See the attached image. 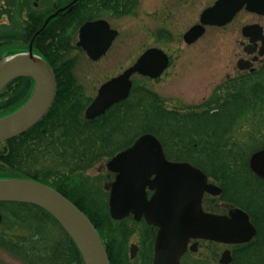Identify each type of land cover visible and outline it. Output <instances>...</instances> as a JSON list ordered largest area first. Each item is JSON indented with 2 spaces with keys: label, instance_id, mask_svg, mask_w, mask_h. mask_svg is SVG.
Masks as SVG:
<instances>
[{
  "label": "flooded vegetation",
  "instance_id": "1",
  "mask_svg": "<svg viewBox=\"0 0 264 264\" xmlns=\"http://www.w3.org/2000/svg\"><path fill=\"white\" fill-rule=\"evenodd\" d=\"M137 3L138 0H0V61L10 59L17 55L29 54L43 59L49 65L54 76L55 88L53 101L56 92L59 91L66 94L68 99H71L70 108H82L81 106L86 105L80 100L82 87L71 82V77H74L73 71L75 61L78 57H81L86 59L91 65L100 61L116 62V64L107 66L105 69V71H109L111 74L104 82L118 76L127 69L129 66L125 69L120 67L119 70H114L118 65L117 63L123 61L124 56L122 53L123 51L121 49L118 50L117 48V42L121 41V31L119 28H116L114 24L116 20L127 17V14L131 13L132 15ZM241 11L234 16L230 23L235 20ZM246 13L255 17L264 18V16L249 12ZM77 17H82V22L76 28L75 20ZM95 21H105L109 28L116 31L117 34L116 37L110 41L108 48L103 54L97 59H91L86 51L78 45V32L79 28L84 23ZM254 24H258L262 27L260 23L253 21L251 23H246L240 28L241 39L239 40L238 45L245 56H239L236 63L239 59L251 60L260 47V41H256L255 43L250 42L249 37L242 36V28L246 25ZM262 30L264 34L263 27ZM106 40V38L99 39L101 42H105ZM249 45H251V47L256 45L255 52L252 55H247L244 51ZM132 49L134 48L132 47L131 50ZM127 54L128 53H126V55ZM256 63L257 62H255L254 65ZM236 71V75L247 72ZM134 76H137V74L131 76V90L134 86ZM57 78L67 79L69 81L66 80L64 85L58 86L56 84ZM226 78H228V76ZM33 89L34 82L28 77L16 78L9 82L3 90L0 91V113H2L0 117L8 115L22 107L30 98ZM92 101L93 100H91V102ZM91 102L83 107L82 111L78 113L79 117L81 116L85 121L95 120H86L84 116L85 110ZM121 102L113 104L104 112V114H102V116H105L108 113L102 119V124L104 125L105 130L108 127L109 129L112 128L110 127L111 122L114 124L113 130L115 135L113 140H111L106 146L107 148L118 146L123 140L132 139L129 138L127 130V133H125L127 137L123 136L121 117L116 116L118 118H113V116L119 113V110H113V107ZM132 130L134 131V125H132ZM41 132H44V129L41 128ZM137 138L138 136H136L128 145L113 152L109 149L103 151V154H105L103 155V158L106 157V171L101 175L102 179H100V185L102 186H99L102 191L100 205L103 207V213L100 216V224H96L94 227L104 247L108 263L155 264L156 262L157 264H233L234 261L238 260L239 254L243 249L242 247L250 243L258 232L256 222H258L262 216L261 206L260 209L244 205L242 206L233 200L231 193H227L228 196H226L225 190L222 186L217 184L214 176L211 175L210 171H213H209L205 166H198L196 164L198 163L196 161L205 154L200 151L191 152L186 149L169 148V145L162 144L159 140L162 147V154L166 161L190 164L199 169L206 176L207 184L214 185L220 189L219 194H213L208 191H204L201 194V211L208 215L229 217L231 212L240 210L247 215L249 223L255 229V234L250 240L236 244L207 240L204 238H190L187 240L182 252H178V249H173L174 251H171L168 255H164V249H159L157 257L155 241L160 228L158 225L150 222L155 219V215H146L145 212L135 211L129 212L120 219L111 217L109 211L110 204H146L152 202H156L157 204L167 203L166 205L169 206L168 208L165 205H161V208L159 209L176 212L173 215L169 214L164 218L179 221L183 216L181 213V204H179L181 200L176 197L177 193H171L170 190H168L169 183L159 182L156 174L148 176L147 180L149 181V184H145L141 187L140 191L137 192H133L130 189L131 187H127L123 184L117 185L115 190V201L111 198L112 185L117 181L119 173L110 171L107 168V163L116 154L129 148ZM64 143L66 144L64 145ZM51 147H53L50 152L51 160L49 161L47 159V162L51 164V169L48 170L50 172L46 175L48 183L42 184L54 189L75 206H85L87 202H85V198L81 195L82 190L85 189L83 187L87 184V188L93 187L95 189L97 187L95 184H91L92 182L88 181L89 179L87 177L86 181L80 177L82 180V182L79 181L81 185L73 186V178L75 174L80 175L84 171L87 172L91 167L85 170L78 168L77 171H74L75 166L72 165V162L74 161L72 160V157L75 155L73 150V137L71 139V136H69L67 140H63V138L59 140L54 139ZM107 153L110 154L107 155ZM40 154H43V151H41ZM187 155L193 157L187 158ZM175 178H179L180 180V177ZM170 194H172V196ZM132 196L136 197L132 198ZM141 196L143 197L140 198ZM178 200H180L179 203L177 202ZM0 215L2 217V222L3 214L1 211ZM92 218L95 220L93 215ZM102 221L104 223H102ZM53 222L58 226L56 221L53 220ZM105 222L110 224L109 226L111 229L106 227ZM103 224L104 227H106L105 230L100 227V225L102 226ZM176 226L179 227L180 225L177 224ZM176 235H179V237L183 236L181 231L177 232ZM162 257L163 259H161Z\"/></svg>",
  "mask_w": 264,
  "mask_h": 264
},
{
  "label": "water",
  "instance_id": "2",
  "mask_svg": "<svg viewBox=\"0 0 264 264\" xmlns=\"http://www.w3.org/2000/svg\"><path fill=\"white\" fill-rule=\"evenodd\" d=\"M241 9L264 16V0H216L211 6L202 10L198 23L183 33V42L187 45L195 43L203 36L206 27H222L228 24ZM262 31V27L257 24L246 25L242 28L243 37H249L250 42L254 43L260 41L261 44L257 55L251 60L239 59L237 61L238 70L252 72L253 63L264 55ZM116 34V31L111 30L105 21L86 22L79 28L78 45L91 59H97L108 48ZM101 38L107 40L101 42L99 41ZM255 47L256 45L254 47L249 45L244 51L251 55L255 52ZM168 62L167 54L161 49L155 47L146 49L121 74L100 85L96 97L85 110L86 120H94L104 114L113 104L125 100L129 95L130 77L133 74L156 79L167 68ZM24 77L33 80V92L22 107L0 117V143L23 134L37 124L52 104L55 81L52 70L43 59L29 54L17 55L0 61V91L12 80ZM248 166L256 176L264 181V149L250 156ZM107 168L119 173L117 181L112 185L111 198L114 201L117 185L123 184L131 187L133 192H137L145 184H149L147 177L151 174H156L159 182H168V190L171 193L176 192V197L180 198L181 202L180 200L177 202L181 204L183 216L181 215L179 221L164 218L176 213L172 210L159 209L161 205L168 208L167 203H113L109 206L110 215L115 219H120L129 212L135 211L155 215V219L150 222L160 228L155 241L157 257L159 249H164V255H168L174 251L173 249L182 252L190 238L237 244L250 240L255 234V229L249 223L247 215L240 210L231 212L229 217L203 213L200 209L201 194L204 191L219 194L220 189L207 184L206 176L190 164L166 161L162 154L161 144L150 133L140 135L129 148L116 154L107 163ZM175 177H180V180ZM0 202L30 204L44 210L70 237L80 253L83 264H109L104 247L90 221L74 204L49 186L27 178L0 179ZM1 219L0 215V222ZM177 224L180 226L177 227ZM179 231L182 237L176 235Z\"/></svg>",
  "mask_w": 264,
  "mask_h": 264
},
{
  "label": "trees",
  "instance_id": "3",
  "mask_svg": "<svg viewBox=\"0 0 264 264\" xmlns=\"http://www.w3.org/2000/svg\"><path fill=\"white\" fill-rule=\"evenodd\" d=\"M78 19L77 17L75 23L79 21ZM66 80L57 78L56 84L62 86ZM158 100L156 94L146 87L137 90L133 86L128 99L113 107V110H119L120 114L113 118L121 117L123 136L127 137L125 133L128 132L129 138L132 139L123 140L118 146L107 148L115 135L112 122L111 129L108 127L105 130L102 124V119L108 113L94 121H85L78 115L85 105L72 109L71 99L57 91L53 104L37 125L0 144V178H30L47 184L46 175L51 169L47 159L51 160L53 140L61 138L67 140L69 136L71 139L73 137L74 171L93 166L103 158L104 150L109 149L113 152L123 148L136 136L144 133L154 134L162 144L169 145L170 148L205 153L199 158L201 162L196 163L198 166L203 165V161L213 160L219 161L224 168L230 165L237 169L244 168L247 154L264 148V58L253 72L236 75L219 85L201 105L202 107H195H207L205 109L197 112L188 110L192 108H187L185 112L168 110ZM241 126L248 128L244 140L235 136L236 130ZM41 128L44 132H41ZM41 151L43 154H40ZM247 172L250 173L249 170ZM6 205L16 207L17 211L11 212L10 215L24 223L28 229L36 231V234L34 232L35 235L10 238L0 230L1 248L19 256L26 250L39 251L40 247V250L42 248L45 251L52 247L51 260L54 262L50 264H83L80 253L70 237L59 225L56 226L49 214L27 204ZM76 207L87 216L93 226H96L97 223L86 206ZM48 221L58 227L61 234L57 241L52 240L50 247L46 245L48 232L45 228H48ZM256 224L258 228L256 236L242 247L238 260L233 264H264V209L261 219ZM34 237L39 240L36 241Z\"/></svg>",
  "mask_w": 264,
  "mask_h": 264
},
{
  "label": "rangeland",
  "instance_id": "4",
  "mask_svg": "<svg viewBox=\"0 0 264 264\" xmlns=\"http://www.w3.org/2000/svg\"><path fill=\"white\" fill-rule=\"evenodd\" d=\"M214 1L138 0L132 15L129 13L127 17L115 21V27L121 31V41L117 42V48L123 51L124 56L123 61L117 63L119 66L117 65L114 70L117 71L120 67L127 68L148 48H159L169 57L167 69L156 79L134 76V87L137 90L146 87L156 94L160 104L168 110L174 109L185 112L187 108H192L188 110L197 112L207 108L195 107H202L201 105L209 99L216 87L236 76V60L239 56H245L238 45L241 39L240 28L253 21L260 23L264 28V18L255 17L241 11L235 20L227 26L207 28L205 34L198 41L191 45L185 44L182 40L183 33L198 22L201 11ZM81 18L75 23L76 28L82 22ZM132 47L134 49L131 50ZM126 53L128 54L126 55ZM114 64L116 62L100 61L91 65L86 59L77 58L74 64V77H71V82L82 87L80 100L86 105L93 100L100 84L102 85L111 74L109 71H105L107 66ZM257 66H259V63L256 64ZM227 76L228 78H226ZM136 104L138 105V103ZM247 132L248 128L241 126L236 130L235 136L244 140ZM168 147L170 148V146ZM257 151L255 150L253 153ZM253 153L247 154L244 168L237 169L231 165L228 166L229 168H224L219 164V161L213 160L203 161L201 166L213 171H210L211 175L214 176L217 184H221L220 186L225 190L226 196H228L227 193H231L233 200L240 205L254 207L255 209H260L261 206V210H263L264 182L260 181L258 176H253L248 166L249 158ZM192 157L187 155V158ZM105 161L106 157L91 166V169L87 172L84 171L80 175L75 174L73 178V186L81 185L79 182H82L81 177L83 180L85 179L84 181L88 178V181H91V184H95L97 187L95 189L93 187L87 188V184L83 187L85 189L82 190L81 195L87 202L85 205L88 208L87 211L90 210L98 225L100 224V216L103 213V207L100 205L102 197L100 179L106 171ZM196 162H201V160L198 159ZM232 171L238 174L235 175ZM0 211L3 214L0 230L4 231L10 238L26 237L34 234V232L36 234V231L28 229L24 223L19 222L10 215L11 212L17 211L16 207L0 203ZM102 223L104 222L102 221ZM105 223L106 227L111 229L110 224ZM47 227L45 228L48 232L46 245L50 247L52 240L57 241L61 234L58 227L53 225L52 222L48 221ZM100 227L103 230L106 228L104 224ZM44 235L46 234L44 233ZM34 239L39 240L36 237ZM52 250V247H50L43 251L39 247V251L28 252L29 250H26L16 256L0 247V264H50L54 262L51 260Z\"/></svg>",
  "mask_w": 264,
  "mask_h": 264
}]
</instances>
